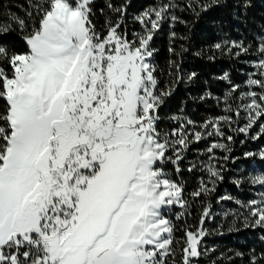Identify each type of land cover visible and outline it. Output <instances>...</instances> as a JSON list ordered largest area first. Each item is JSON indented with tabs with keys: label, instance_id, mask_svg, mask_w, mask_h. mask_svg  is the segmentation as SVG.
<instances>
[{
	"label": "snow or ice",
	"instance_id": "1",
	"mask_svg": "<svg viewBox=\"0 0 264 264\" xmlns=\"http://www.w3.org/2000/svg\"><path fill=\"white\" fill-rule=\"evenodd\" d=\"M26 3L23 16L0 4V264H200L215 251L204 238L223 235L225 222L228 232L240 225L264 233V192L244 201L217 195L228 163L244 172L231 180L236 188L264 189L257 0H167L133 15L139 29L131 32V0H103L98 10L96 0ZM259 6L264 12V0ZM217 7L237 36L195 55L241 65L239 81L223 70L211 82L183 73L187 37L174 30L159 62L153 41L165 21L187 24L174 9L199 16ZM180 83L195 91L173 110ZM189 103L193 115L185 114ZM247 142L255 149L237 155L233 146ZM185 171L200 173L191 190ZM213 198L236 207L215 212ZM193 210L198 222L188 224ZM248 264H264V250L252 249Z\"/></svg>",
	"mask_w": 264,
	"mask_h": 264
},
{
	"label": "trees",
	"instance_id": "2",
	"mask_svg": "<svg viewBox=\"0 0 264 264\" xmlns=\"http://www.w3.org/2000/svg\"><path fill=\"white\" fill-rule=\"evenodd\" d=\"M116 3L122 2V0H115ZM126 2V0H124ZM167 2V0H131L132 7L128 9V29L131 32L132 30L139 29V25L132 22L131 17L138 14V12L143 11L145 8L152 6L154 4ZM182 7L186 3V0H176ZM6 10L16 13L23 16L24 8L27 7L26 0H0ZM258 7L254 10V16L259 21L261 15H264V12L260 8V0H257ZM103 6V0H96V9L98 10ZM173 13L179 16L181 19L187 21V24H181L177 22L174 28H170V21H165L162 26L161 31H159L153 41V46L158 48L159 55L158 60L161 64L164 63L165 57L168 55L167 47L169 46L168 35L170 30L176 31L178 34L186 36L187 39L182 43L188 49L182 54L178 61L183 73L196 71L200 74L201 80H209L213 76L219 75L223 71H229L233 74V78L239 81L242 78L244 72V67L239 64H234L232 61H229L225 58H218L215 62L208 61L204 57L196 56L195 53L201 49L207 50L208 46L219 42L221 39H225L228 36L236 38L237 33L231 28V25L228 22L227 11L221 8H213L207 12H202L199 16L193 14L192 11L185 8L181 11L179 8L174 9ZM94 21L97 23L98 27L103 24L104 17L99 14L94 18ZM181 41L176 42V47L179 49V44ZM214 88H217V85H213ZM189 90L195 91V86L187 85L185 83H180L177 85V91L174 94V97L169 102V107L173 110H176L180 106L181 100L184 99ZM203 114V109L199 110ZM185 114L193 115V107L189 105L185 106ZM242 138V137H240ZM259 143H264L260 141ZM200 147V146H198ZM234 150L238 149L236 153H239L243 150H246L248 147L255 149L256 142H247L245 145L239 143L235 144ZM237 169L236 165L227 164L228 171L225 173V181L220 184L217 190V195L229 194L235 197H242L245 192V184L242 188H236L231 183V175L229 169ZM188 173L185 171L183 174L184 181L187 182ZM212 205L215 203V198L211 201ZM177 232L176 237L179 239L183 232L180 230L183 226L182 220L176 221ZM223 231V235H209V240H206L209 243V249H215L214 252H209L205 256L201 257L200 264H211L212 260L216 261V264H248L249 255L252 249L256 250V253L259 254L264 250V241L260 239L261 235L264 233L260 231L252 230H243L240 228V231L228 232ZM243 252L244 256H236L235 253Z\"/></svg>",
	"mask_w": 264,
	"mask_h": 264
},
{
	"label": "rangeland",
	"instance_id": "3",
	"mask_svg": "<svg viewBox=\"0 0 264 264\" xmlns=\"http://www.w3.org/2000/svg\"><path fill=\"white\" fill-rule=\"evenodd\" d=\"M201 149H203L204 145L201 144L199 145ZM241 146V145H240ZM247 149H251L254 150L252 147H248ZM236 153L238 152V149L234 150ZM218 155H221V153H218ZM197 159V157H195L194 154H189V160H194ZM231 164V163H230ZM227 168V165H226ZM241 168H243V166H241ZM230 171V175L231 178H238L240 176H242L244 174V172L241 169H229ZM188 173V172H187ZM200 176V173L194 172V173H188V179L186 182V186L188 190H191L193 188V186L195 185L196 181L198 180ZM245 192L243 193L242 197H237L239 199H241L242 201L244 200H248V199H252V198H259V195L261 192H264V189L259 188L258 186H252L248 183H245ZM236 206L232 203V202H222L221 204H216V202L213 204V210L215 212H221L222 210H227L228 208H235ZM198 222V217L196 216L195 210H193V216L189 218L188 220V224H196ZM221 223V218L219 216L216 217V220L213 222H209L206 226L211 230L213 229L216 224ZM182 224L184 225V221L182 220ZM238 227L243 228L242 226L238 225ZM224 231H227V222H225V226L223 229ZM243 230H252V231H259L258 229L254 230V229H244ZM211 236L216 235L215 232H212L210 234ZM209 235L206 236L203 240V247H208L209 243H207L206 240H209ZM180 245H177V248L179 250ZM177 259L179 260V251H178V255H177Z\"/></svg>",
	"mask_w": 264,
	"mask_h": 264
}]
</instances>
